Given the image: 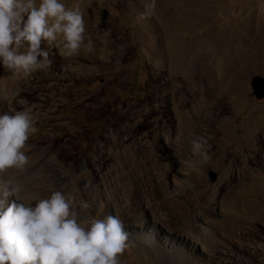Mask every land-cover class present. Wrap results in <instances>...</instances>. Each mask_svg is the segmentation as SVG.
Instances as JSON below:
<instances>
[{"label": "rangeland", "instance_id": "1", "mask_svg": "<svg viewBox=\"0 0 264 264\" xmlns=\"http://www.w3.org/2000/svg\"><path fill=\"white\" fill-rule=\"evenodd\" d=\"M80 1L64 3L73 7ZM85 1L90 13L101 17L97 31L104 48L64 58L52 47L50 67L21 76L8 92L23 89L60 99L55 119L34 124L26 142L31 149L37 142L48 145L73 134L84 117L76 104L87 97L93 129L75 151L87 150L95 139L106 140L113 160L101 169L85 160L74 167L50 156L28 159L23 173L11 178L21 185L19 195L31 200L47 198L55 190L71 192L77 204H89L79 210L81 220L118 216L131 237L120 264H264V218L254 219L250 213L264 200V133L257 130L264 98L257 99L251 87L253 76H264V29L255 43L239 30L253 11L264 24V0L254 5L252 0H156L152 14L144 18L147 0ZM231 27L237 33L233 55L225 41ZM41 46L48 50L46 43ZM181 80L187 84L185 107L178 98ZM225 94L227 100L221 101ZM21 100L34 103L19 93L16 102L2 99L0 112L22 110ZM183 115L186 124H181ZM120 119L127 129L116 137L108 122ZM159 122H167V128L159 131ZM247 136L258 145L254 174L241 175L235 169L226 185L217 163L203 164L205 159L193 155L189 144L193 137L203 138L205 151H215ZM114 188L119 189L111 194ZM119 200H132L133 208L145 211L148 219L157 210L170 214L179 226L192 227L193 234L181 233L182 244L167 239L159 233L168 231L164 223L159 229L153 223L143 227L138 218H127L128 209H120V215ZM152 231L157 236L148 243Z\"/></svg>", "mask_w": 264, "mask_h": 264}, {"label": "clouds", "instance_id": "2", "mask_svg": "<svg viewBox=\"0 0 264 264\" xmlns=\"http://www.w3.org/2000/svg\"><path fill=\"white\" fill-rule=\"evenodd\" d=\"M155 6L156 0H147L141 18L150 16ZM42 42L48 50L42 48ZM52 47L69 58L79 55L81 49L93 50L78 4L67 7L64 0H0V65L5 70L14 77L45 70L52 63ZM20 103L22 110L9 107L0 112V173L23 170L28 164L26 142L35 131L38 116L27 100ZM189 144L193 155L208 158L203 138L193 137ZM20 192L18 181L0 180V264H120L128 233L118 216L86 222L79 210L89 204H77L71 192L55 190L47 198L31 200ZM10 196L14 199L9 203Z\"/></svg>", "mask_w": 264, "mask_h": 264}, {"label": "bare ground", "instance_id": "3", "mask_svg": "<svg viewBox=\"0 0 264 264\" xmlns=\"http://www.w3.org/2000/svg\"><path fill=\"white\" fill-rule=\"evenodd\" d=\"M256 3L255 0H252V4L254 5ZM80 6L81 11L84 14V20H85V25H86V36L90 37L93 41L94 48L93 52H98L102 48H104V45H102V42H100V39L98 35L100 32L97 31L98 27L97 25L100 24L101 17L98 18L96 15L97 13L93 12L90 13V5L87 3V1L82 0L78 3H76ZM92 9V8H91ZM101 9V7H100ZM103 10V9H102ZM98 11V10H97ZM90 13V15H89ZM94 14V15H92ZM254 14L251 18H249L247 21H244L241 25L240 33L242 36H248L249 42L250 43H255L257 42L258 37L261 35V30L264 29V24L261 21L259 17H257V12L253 11L249 15ZM96 21V23H95ZM96 25V26H95ZM237 34V33H236ZM236 34L234 35V31L232 30V27L229 29L228 33L226 34V48L228 50V53L230 55H233L234 52L238 49L236 43H235V37ZM253 38V39H251ZM99 39V40H98ZM245 42L242 45L243 46ZM240 51V50H238ZM87 53V50L81 49L79 55H84ZM64 57V56H63ZM65 58V57H64ZM4 68V67H2ZM21 76L14 77L12 76V73L7 71V70H0V94L4 92L5 96L0 97V101L4 99L7 95V99L16 102V96H12L8 90L14 88L17 86L19 81L21 80ZM180 80V78H179ZM181 85L179 87L180 92L178 98H180L183 107H185V102L187 100V84L184 83L183 80L180 81ZM20 94L27 95V97H30V99L34 100L33 106H35L34 111L36 115L38 116V122H44L48 123L52 119H55V116L57 117L59 113V102L60 99L58 97H51V96H46L41 93H39L37 96L32 92L25 91L23 89L20 90ZM35 95V96H33ZM228 97V94H225L223 99L221 101H226ZM2 98V99H1ZM27 99V98H26ZM88 98H83L79 103L76 104V107L78 108V112L81 115H84L83 119L77 123L73 129V136L71 135H61L59 138L53 139L50 144L46 145L44 142H37L36 144L33 145V148L26 147V155L28 156V159L30 160L29 162H32L33 159L36 160V158L41 157H52L57 160L58 163L60 164H70L74 167L78 166L83 160L88 164L89 167L93 166L95 163L99 164V167L101 169H104L106 166L107 162L113 160V153H110L106 148H107V142L106 140H103L102 142L97 141L100 139H95L94 143H92L87 150H78L75 151L76 147L79 144V141L90 131H92L93 127L91 125V122L89 120V115L91 114V106L88 102ZM30 104V103H29ZM19 108V107H18ZM222 111V110H221ZM223 112V111H222ZM221 114V113H220ZM106 123V122H105ZM145 123V122H143ZM186 124L184 115H183V122L181 124ZM258 131H261L264 133V107L262 110V117L258 120ZM66 124V123H65ZM68 125H71V121L67 123ZM110 126L113 127L114 131L113 134L114 136H119L122 133H124L127 129L126 123L120 119V121H113V122H108ZM157 129L159 131L165 130L168 126V123H157ZM222 125V123H219ZM63 123H60L59 126H62ZM108 125V126H109ZM219 125V126H220ZM141 124L138 123L135 125L134 128L140 127ZM145 126V125H142ZM148 126V125H147ZM224 126V125H223ZM221 127V126H220ZM143 128V127H142ZM222 128V127H221ZM130 129V128H129ZM86 138V137H85ZM184 138L185 141H188L187 133H184ZM42 140V139H41ZM46 140V139H45ZM44 140V141H45ZM264 140V139H263ZM65 141V143H63ZM257 141L255 138H252L251 136H247L246 139L241 140V139H236L233 144L224 146L223 148L215 151H206L208 154V158L204 160L203 164H207L208 162H214L217 163L219 169L222 172V180L224 181L222 185H226L225 181L228 180V173L235 170L239 169V172L241 175L243 174H249L252 175L254 174L253 171V163H254V157L256 154V151L258 150L257 147ZM111 149V148H110ZM186 149V148H185ZM153 156V155H152ZM150 160V159H148ZM151 163V162H150ZM155 163V161H154ZM153 163V164H154ZM132 166V165H131ZM28 166L26 165L23 170H17L15 168L13 169H8L5 170L3 173H0V180H10L13 177V175H20L23 173V171L27 168ZM132 167H130L129 170H131ZM88 172L85 171L84 174H87ZM131 175V174H130ZM106 174L103 175V178H105ZM123 186L121 185L120 188ZM119 188H114L110 193L112 194ZM125 192V191H124ZM128 192V191H127ZM130 195V192L128 193ZM127 194V195H128ZM131 198V197H130ZM261 204L256 207L252 208L250 210V213L254 214V219H262L264 218V200L261 199ZM123 202V203H122ZM259 202V200H258ZM165 202H163L164 204ZM260 203V202H259ZM162 204V205H163ZM136 205V204H135ZM117 210H120L122 208L128 209L126 212H130L128 214L129 217L128 219L132 218H138L139 221L141 222V225L143 227H147L150 223H153V227H158L159 229V223H164L167 226V230H159V233L164 236H167V239H173L175 242L178 244H182L184 241L181 239L179 236L181 233L187 234L192 236L193 234V228L192 227H183L179 226V224H176V221L173 219H169V215L167 214H161L158 212V210L155 212V216L153 219H148L145 211L141 210L140 208H133L132 200H119L118 204H116ZM125 212V211H124ZM119 214L121 215V210L119 211ZM176 215V214H175ZM171 221V222H170ZM174 227H173V226ZM152 227V228H153ZM180 229V230H179ZM178 234V236H175L173 234L174 230L181 231ZM152 231L151 235L148 237L147 241L148 243H153L155 241V232ZM129 238H131L128 235Z\"/></svg>", "mask_w": 264, "mask_h": 264}, {"label": "water", "instance_id": "4", "mask_svg": "<svg viewBox=\"0 0 264 264\" xmlns=\"http://www.w3.org/2000/svg\"><path fill=\"white\" fill-rule=\"evenodd\" d=\"M251 87L253 89V95L257 99L264 98V76L255 75L251 78ZM212 179L215 178V173H211Z\"/></svg>", "mask_w": 264, "mask_h": 264}]
</instances>
